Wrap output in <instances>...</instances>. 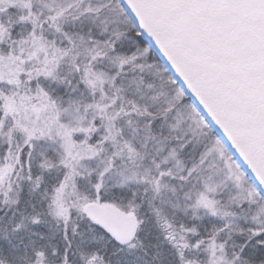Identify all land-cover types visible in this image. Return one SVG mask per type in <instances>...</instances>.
I'll use <instances>...</instances> for the list:
<instances>
[{"label":"snow or ice","instance_id":"6c2138e0","mask_svg":"<svg viewBox=\"0 0 264 264\" xmlns=\"http://www.w3.org/2000/svg\"><path fill=\"white\" fill-rule=\"evenodd\" d=\"M0 264H264V0H0Z\"/></svg>","mask_w":264,"mask_h":264}]
</instances>
